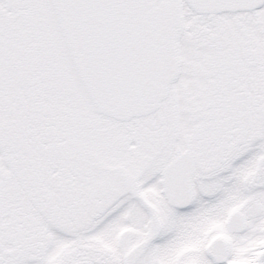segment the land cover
<instances>
[{
	"label": "snow or ice",
	"instance_id": "snow-or-ice-1",
	"mask_svg": "<svg viewBox=\"0 0 264 264\" xmlns=\"http://www.w3.org/2000/svg\"><path fill=\"white\" fill-rule=\"evenodd\" d=\"M0 264H264V0H0Z\"/></svg>",
	"mask_w": 264,
	"mask_h": 264
}]
</instances>
